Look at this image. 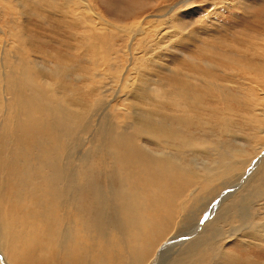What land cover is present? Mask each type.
<instances>
[{"label": "bare ground", "instance_id": "1", "mask_svg": "<svg viewBox=\"0 0 264 264\" xmlns=\"http://www.w3.org/2000/svg\"><path fill=\"white\" fill-rule=\"evenodd\" d=\"M99 1L1 0L0 264H257L229 244L264 252V36H146L210 4L139 25L146 3ZM262 2L245 0L249 28ZM47 18L87 31L76 52Z\"/></svg>", "mask_w": 264, "mask_h": 264}, {"label": "rangeland", "instance_id": "2", "mask_svg": "<svg viewBox=\"0 0 264 264\" xmlns=\"http://www.w3.org/2000/svg\"><path fill=\"white\" fill-rule=\"evenodd\" d=\"M233 0H193L192 3L190 2L189 5L182 7L180 11H196L198 7H201V5L204 4H210V7L207 9V13H200L196 17V21L193 22L191 18H183L181 14L175 13L171 21H169L170 17L174 11H170L166 16L160 17L156 19L155 17L149 18L146 23H145V35L149 36L152 34V30L159 28L161 26H165L167 30H169L168 34L173 36V40L179 39V37H183L184 41H194L195 38H208L211 39L213 42L214 37L216 33L220 30H225V29H230L232 28L233 32L238 33V31H243L246 30L248 35H250L252 38H260L264 36V12H262V20L256 21V23H260L261 26L258 28L257 25H255L253 28H249L253 23L254 20H250L249 16L241 15L239 13H242L244 10L247 12V7L245 5V0L242 1V5L238 8H233L231 11L225 10L224 9V4L226 2H230ZM110 3L112 6L115 8H131V4H138L139 3H146V6H144V14L139 17V25H140V20L148 13V12H153L155 11L156 13L159 14H164L168 7L173 5L175 2L174 0H100L96 4L106 13L111 16H115L116 13L112 7H108V3ZM253 1H250L252 3ZM255 4V3H254ZM82 6V4H80ZM190 7V8H189ZM188 8V9H187ZM263 8L264 10V3L262 2L261 4H256L254 7L255 12L258 11L259 9ZM82 14L88 16L89 18L92 15V11L86 10L84 7H82ZM7 7L6 5L1 3L0 0V12H6ZM253 11V9H252ZM260 11V10H259ZM254 12V11H253ZM239 14L237 17H234L233 14ZM12 16H9L7 19L3 18L0 21L1 25H4L6 29H9L8 27L10 24L8 21L11 19ZM132 16H126L123 17L124 22H129L132 20ZM194 18V16H193ZM179 24H184L186 28L182 27V30L177 31L176 26ZM203 25L202 29L197 28L198 26ZM250 25V26H249ZM40 27L44 28L47 31V35L50 34V31L54 30L55 35H53V39L57 40L59 39L60 43L62 44L63 48L66 51H72L76 52V44H75V38L78 37L81 34H84L85 32L87 33L86 30L82 29H77L74 26H72L70 30V36L73 33V36L70 38H67L61 25L52 21L51 19L47 18L44 20L43 25H39ZM41 29V28H40ZM252 29V31L250 30ZM235 30V31H234ZM36 39L38 43L45 49L49 50H55L58 48V45L52 42L50 40V44L47 45V42L44 41V38H39L40 34H36ZM246 37V36H245ZM3 40H8V34H0V42ZM43 42V43H42ZM216 46H219L217 43H215ZM46 46V47H45ZM50 46V47H49ZM163 58L166 61H170L172 56L170 55V52L164 51L163 52ZM240 78L245 77L244 73H237ZM230 248L235 249L238 253L237 255L239 257H245L249 255L252 256V261L256 260L257 264H260V262L264 261V252L262 251H242L241 249L236 248V246L232 243L229 244ZM245 255V256H244ZM256 257V258H255ZM3 263V262H2Z\"/></svg>", "mask_w": 264, "mask_h": 264}]
</instances>
